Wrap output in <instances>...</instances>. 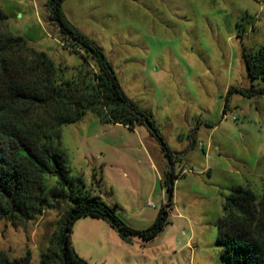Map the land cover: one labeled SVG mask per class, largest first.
Here are the masks:
<instances>
[{"label":"rangeland","instance_id":"obj_1","mask_svg":"<svg viewBox=\"0 0 264 264\" xmlns=\"http://www.w3.org/2000/svg\"><path fill=\"white\" fill-rule=\"evenodd\" d=\"M47 1L0 0L7 30L56 63L79 66L80 56L66 49L48 19ZM61 9L108 60L124 94L147 116L173 160L172 219L135 263L229 264L217 243L227 197L236 186L257 198L264 195V94L259 93L264 81L251 79L244 63L245 56L264 45V0H64ZM229 88L243 93H231L224 111ZM149 140L159 148L166 173L168 157L146 125L130 130L101 123L88 112L63 126L58 147L87 192L96 190L93 195L107 205L117 210L118 203L125 220L140 223L154 221L162 206L156 196L148 201L137 197L139 148ZM174 148H187L181 161L175 160ZM69 206L59 201L16 226L0 219V249L10 260L29 251L31 264H39ZM88 219L96 218L73 224L72 247L84 233L88 244L80 240L76 245L79 257L87 264H115L109 255L118 250L101 242L105 233L89 226ZM151 224L140 223V229L126 225L142 231ZM106 254L107 261L99 263Z\"/></svg>","mask_w":264,"mask_h":264},{"label":"trees","instance_id":"obj_2","mask_svg":"<svg viewBox=\"0 0 264 264\" xmlns=\"http://www.w3.org/2000/svg\"><path fill=\"white\" fill-rule=\"evenodd\" d=\"M63 1H47L48 19L58 28L66 49L80 56L79 66L56 63L10 34L7 16L0 9V219L16 226L35 220L59 201L70 203L39 264H87L70 240L73 224L83 217L107 222L125 242L133 237L152 241L170 224L173 194L169 149L147 116L128 100L105 56L66 20ZM244 63L251 79L264 81V45L245 56ZM233 92L243 93L229 88L224 111ZM259 93L264 94V89ZM88 112L101 123L130 130L146 125L170 158L163 182L168 200L146 230L128 227L114 207L87 192L81 177L71 175L69 161L58 147L62 128L81 121ZM225 210L217 237L223 258L229 264H264V195L257 198L249 189L236 186ZM0 264H31V254L27 251L10 260L0 249Z\"/></svg>","mask_w":264,"mask_h":264},{"label":"crops","instance_id":"obj_3","mask_svg":"<svg viewBox=\"0 0 264 264\" xmlns=\"http://www.w3.org/2000/svg\"><path fill=\"white\" fill-rule=\"evenodd\" d=\"M184 146L187 147V144H184ZM139 149L140 151L143 150V154H141V158L143 157V159H142L141 166L139 167V172H138L139 173L138 174V181H139L138 191L139 192L137 194V197L139 198L138 200L144 199L148 201L149 199L156 196L155 198L159 201L160 205H163L167 202L168 195L163 186V182L165 178L164 176L165 165L163 162L161 152L159 151V148L156 147V145L150 140L148 141V143H146L143 146V149L141 148ZM174 149L176 152L174 154L175 160L181 161L182 158L184 157L182 155L184 154L186 155L187 153V148H182V149L174 148ZM207 171L209 172L210 170L207 169ZM124 176L126 178L127 174H125ZM176 182L177 180H174L173 185H175ZM93 192L96 194V190H93ZM115 205L117 206V211L120 213V215L123 216L122 214L123 210L122 211L120 210L119 208L120 206L118 205V203H116ZM121 205L122 207H125L124 204H121ZM146 205L148 207H153L149 202ZM134 211L139 213V208L135 206ZM130 217H132V215ZM122 219L125 221V223L128 226L134 229H140L139 228L140 223L146 226L148 224H151V222L153 221V220H144V221H140V223L136 221L131 222L129 220H125L124 216L122 217ZM171 219L172 218L170 216V221ZM78 222L79 221H76L75 224L76 223L78 224ZM85 222L89 226L96 227V229H98L100 232L105 233L104 235H102L103 239L101 242L105 244L109 243V247H111L110 245H113L116 247V250H118L119 253H116L115 256L113 255L114 257L112 258L109 255L110 260L113 261L115 264H123V261L124 262L127 261L126 264H136L135 259L138 258L139 256H142L144 252L148 251L149 247L151 246L150 244L154 242V241H151L149 243H143L139 239H132L131 242L127 243L121 240L119 237H117L114 231L109 227L107 223H105V221L100 220V219H88V221H85ZM87 239H88L87 236H85L83 233L82 235H79L77 239L75 238V243L76 245H78L79 241L82 240L86 244H88ZM76 245L73 247L75 251H78V249L76 248ZM153 248H156V247H153ZM109 251H110V254L114 253V250L111 251L109 249ZM107 255L108 254H106L105 258H102L99 263L107 261V258H106ZM124 257H126L127 260H124ZM150 262H153V260L150 259Z\"/></svg>","mask_w":264,"mask_h":264},{"label":"water","instance_id":"obj_4","mask_svg":"<svg viewBox=\"0 0 264 264\" xmlns=\"http://www.w3.org/2000/svg\"><path fill=\"white\" fill-rule=\"evenodd\" d=\"M168 163H170V158L168 157ZM171 182V181H170Z\"/></svg>","mask_w":264,"mask_h":264}]
</instances>
